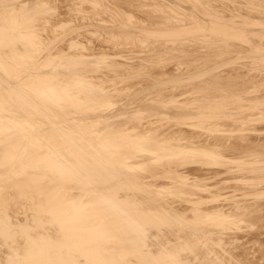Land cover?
Returning <instances> with one entry per match:
<instances>
[{
  "label": "bare ground",
  "instance_id": "1",
  "mask_svg": "<svg viewBox=\"0 0 264 264\" xmlns=\"http://www.w3.org/2000/svg\"><path fill=\"white\" fill-rule=\"evenodd\" d=\"M0 264H264V0H0Z\"/></svg>",
  "mask_w": 264,
  "mask_h": 264
},
{
  "label": "rangeland",
  "instance_id": "2",
  "mask_svg": "<svg viewBox=\"0 0 264 264\" xmlns=\"http://www.w3.org/2000/svg\"><path fill=\"white\" fill-rule=\"evenodd\" d=\"M95 43H97V44H102L103 42H101V41H96V40H95Z\"/></svg>",
  "mask_w": 264,
  "mask_h": 264
}]
</instances>
